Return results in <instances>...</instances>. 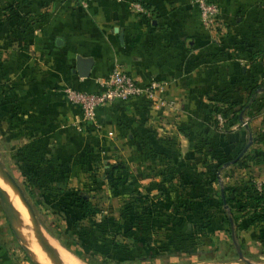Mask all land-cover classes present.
Wrapping results in <instances>:
<instances>
[{"label": "crops", "instance_id": "1", "mask_svg": "<svg viewBox=\"0 0 264 264\" xmlns=\"http://www.w3.org/2000/svg\"><path fill=\"white\" fill-rule=\"evenodd\" d=\"M210 1L220 13L207 27L195 0H0V122L13 119L1 133L9 143H32L38 154L27 158L37 163L20 165L64 162L67 186L75 191L74 182L84 181L91 201L97 192H110L104 171L111 165L143 187L160 182L163 162L154 166L143 158L147 149L174 142L181 158L195 163L201 156L188 154L199 140L208 137V145L231 151L264 133V0ZM116 65L146 91L105 104L95 120L85 121L64 89L99 91V79ZM223 100L247 102L243 127L234 122L230 130L214 129L211 118ZM254 148L264 151V141L246 150ZM218 176L229 185L263 183L264 161L226 162ZM178 182L184 183L174 178ZM218 185L189 191L201 197ZM60 209L69 214L72 208ZM1 237L0 231V264H19L18 256L1 253Z\"/></svg>", "mask_w": 264, "mask_h": 264}, {"label": "trees", "instance_id": "2", "mask_svg": "<svg viewBox=\"0 0 264 264\" xmlns=\"http://www.w3.org/2000/svg\"><path fill=\"white\" fill-rule=\"evenodd\" d=\"M259 86L251 89L250 98H254ZM220 102L222 104L215 108L211 120L215 130L227 131L234 122H239L240 113L247 102ZM217 115L223 119L222 126H219ZM239 125L244 126L241 121ZM205 140H199L190 148L188 158L201 156L199 162L195 163L183 160L174 142L169 149H147L142 157L153 159L154 166L161 165V162L163 165L158 170L162 180L146 187L130 179L122 166L111 165L104 171V177L110 186L118 189V194H129L120 212L122 218L130 223L129 232L124 228L123 221L112 215H102L88 198H82L79 213L85 222L79 223V218L76 215L71 218L70 213L66 216L67 228L74 230V234L70 242L63 246L70 250L72 246L79 248L80 253L75 254L89 264L151 263L165 254L152 245L148 233L161 235L170 244L169 255L177 257L197 254L200 239L221 229H228L233 238V230L250 225L264 226V182L258 189L252 180L229 185L220 183L218 176L226 162L234 161L233 164L239 167L247 166V161L263 162L264 151L254 148L242 152L248 137L231 151L218 149L209 142L208 145ZM253 141L263 142L264 133L255 135ZM68 168L64 162H59L58 165L47 164L43 167L23 165L20 172L32 195L45 207L43 192L74 191L65 180ZM174 178L184 183H173ZM214 183L219 185L212 193L190 197V187L200 189L211 187ZM176 205H179L178 210H173L172 207ZM234 212L241 214L239 221L234 218ZM100 257L105 258L104 261H100Z\"/></svg>", "mask_w": 264, "mask_h": 264}, {"label": "rangeland", "instance_id": "3", "mask_svg": "<svg viewBox=\"0 0 264 264\" xmlns=\"http://www.w3.org/2000/svg\"><path fill=\"white\" fill-rule=\"evenodd\" d=\"M9 120L13 119H5L3 122H0L1 162L24 191V195L35 212L36 220L47 237L55 241L63 250L71 254V256L80 263L89 264L88 262L82 260L79 255L75 254V252L80 253L79 248L72 246L70 250L63 246L64 243L70 242L69 239H71L70 237H72L74 234V230H68L66 223V216H68V214L64 212L63 209H60L64 205H70L72 208L71 211L73 213L76 211L78 212L74 214L79 218L78 222H85V219L81 217L82 214L79 213L82 209L80 206L81 199L87 198V192H89L85 186H82L83 188L81 187L84 181L74 182L76 184L75 186L77 190L73 191V193L65 191L57 192L54 190L51 192H43L42 197L46 206H42L28 189V184L26 183L25 177L20 172V167L23 166L20 164L26 161H33L34 163H37V160L34 158H32V160H28L27 158L31 156L36 158L38 154H33L32 149L34 146H30L32 143H17V139H14L13 143H9L6 141V139H4L1 131H5V125L9 123ZM12 124L13 123H11V125ZM12 127L15 129L14 125H12ZM30 139L31 138H29L28 141H30ZM6 187V192L9 195L14 196L15 199L17 198V202L21 206L24 213L25 223L24 225L20 224L21 227L17 226L19 235L21 237L20 238L18 234L13 232L9 227L8 219L0 204V231L2 233L1 253L11 254L14 257L18 256L17 261L19 264H47L41 252V246L34 239L32 235L33 232L30 231L31 223L25 205L22 203L16 191L10 188L7 184ZM108 188L109 190L111 189L110 192L100 191L98 193L96 191L97 193L95 198H92L91 201L97 205H100L99 207L105 210L107 213L117 212V214H119L118 218L125 223L124 228L129 232L128 229L130 228V223L127 219L125 220L122 218V215H120L122 208L119 209V207H122L123 203L125 202V196L117 194L116 192H118V189L110 186L109 184ZM190 197L192 198L194 196L190 195ZM92 206L96 208V205L92 204ZM178 207L179 205H176L172 207V209L178 210ZM233 215L237 221H239L241 218V214L239 213L234 212ZM69 216L71 218L75 217L70 214ZM261 226L262 225H253L250 227L249 231L241 230V228L236 231L233 230V238L230 235L228 229H223V231H220L214 235L200 239V245L197 254L192 256L180 255L177 257L169 255L170 244L168 241L164 240L161 235L158 236L148 233L147 236L151 239L152 245L158 248L163 254H165V256L159 260H154L151 263H140L136 261L133 264H220L238 259L237 248L240 249L244 259L257 264H264V235L260 232ZM21 239H23V243ZM24 245L33 256L29 254ZM139 252L143 253L141 250H139ZM99 259L100 261H104L105 258L100 257ZM1 261L2 260L0 259V262Z\"/></svg>", "mask_w": 264, "mask_h": 264}, {"label": "built area", "instance_id": "4", "mask_svg": "<svg viewBox=\"0 0 264 264\" xmlns=\"http://www.w3.org/2000/svg\"><path fill=\"white\" fill-rule=\"evenodd\" d=\"M200 11L201 21L204 26L210 27L216 23L220 13L219 7L210 0H195ZM134 8L143 11V8L135 4ZM101 89L99 91H84L71 87L64 89L66 99L80 108L85 121H93L96 118L97 109L105 104L120 102L126 103L136 99L146 91L125 69L114 66L104 77L99 79ZM219 126L223 119L217 115ZM245 123L242 122V125ZM262 183H256L258 189Z\"/></svg>", "mask_w": 264, "mask_h": 264}, {"label": "water", "instance_id": "5", "mask_svg": "<svg viewBox=\"0 0 264 264\" xmlns=\"http://www.w3.org/2000/svg\"><path fill=\"white\" fill-rule=\"evenodd\" d=\"M251 142H252V137L250 136L249 141L246 144V146L244 147L242 152H244L251 145ZM231 162L233 163L234 161H231ZM227 165H228V163H227ZM0 177L7 183V185L10 188H12L14 191H16L18 193L22 203L26 207V211L28 212L32 231H33L32 235H33L34 239L39 243V245L43 248V250L47 253V255L56 261L58 258V251L51 244L47 235L40 228V226L36 220L35 212L31 206V204L27 200L26 196L24 195V191L22 190L20 185L17 183V181L14 179V177L11 175V173L4 167L1 160H0ZM0 204L2 206V209H3L7 219H8L9 227L12 229L13 232L18 234V236L20 237L18 229H17V226L20 225V220L18 218V214H17V212H16V210L12 204V201L10 200L8 193L5 192L1 188H0ZM21 241H22V239H21ZM24 247L29 252V250L26 248L25 245H24ZM237 252H238V259L228 261V262H224V263H220V264H257V263H253V262H250V261L244 259L239 248H237ZM29 254L31 256H33L30 252H29Z\"/></svg>", "mask_w": 264, "mask_h": 264}, {"label": "bare ground", "instance_id": "6", "mask_svg": "<svg viewBox=\"0 0 264 264\" xmlns=\"http://www.w3.org/2000/svg\"><path fill=\"white\" fill-rule=\"evenodd\" d=\"M5 183L6 182L0 177V188L3 189L6 192L7 191V187H6V184L7 183L6 184ZM9 197H10V200L12 201V204H13V206H14L17 214H18V218L20 220V224L25 223L24 213H23L22 208L20 207V205L16 201L17 198L15 199L14 196H11V195H9ZM19 227H21V225H19ZM31 231H32V227H31ZM48 239L50 240L51 244L58 251V258H57L56 261L53 260L51 257H49L47 255V253L41 247V252H42L43 257H44V260H45V262L47 264H49V263L50 264H81L76 259H74L70 254H68L67 252H65L64 250H62L60 247H58L54 242H52V239H50L49 237H48Z\"/></svg>", "mask_w": 264, "mask_h": 264}]
</instances>
